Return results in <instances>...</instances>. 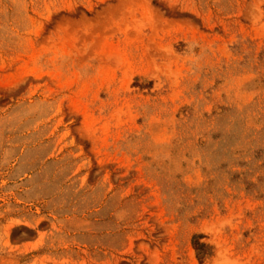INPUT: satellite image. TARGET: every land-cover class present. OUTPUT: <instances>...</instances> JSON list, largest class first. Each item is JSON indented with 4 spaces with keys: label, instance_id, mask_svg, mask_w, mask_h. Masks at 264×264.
Returning <instances> with one entry per match:
<instances>
[{
    "label": "rangeland",
    "instance_id": "1",
    "mask_svg": "<svg viewBox=\"0 0 264 264\" xmlns=\"http://www.w3.org/2000/svg\"><path fill=\"white\" fill-rule=\"evenodd\" d=\"M0 264H264V0H0Z\"/></svg>",
    "mask_w": 264,
    "mask_h": 264
}]
</instances>
